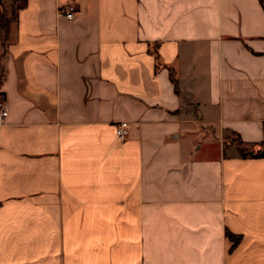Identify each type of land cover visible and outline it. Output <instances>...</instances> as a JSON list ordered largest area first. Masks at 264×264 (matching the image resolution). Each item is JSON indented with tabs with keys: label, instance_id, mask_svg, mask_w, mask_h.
<instances>
[{
	"label": "crops",
	"instance_id": "1",
	"mask_svg": "<svg viewBox=\"0 0 264 264\" xmlns=\"http://www.w3.org/2000/svg\"><path fill=\"white\" fill-rule=\"evenodd\" d=\"M0 97V264H264V0H26Z\"/></svg>",
	"mask_w": 264,
	"mask_h": 264
},
{
	"label": "trees",
	"instance_id": "2",
	"mask_svg": "<svg viewBox=\"0 0 264 264\" xmlns=\"http://www.w3.org/2000/svg\"><path fill=\"white\" fill-rule=\"evenodd\" d=\"M25 1L22 0L20 4L16 5V1L14 0L12 2V10L14 8V19L16 17L17 11L25 6ZM7 18L4 16L3 8L0 2V30H1V39L3 43H6L9 39V32H10V21L6 20ZM171 81L173 82L175 88L177 86V82L170 73ZM237 140L236 147L238 149V152L242 157L251 156L254 158H263L264 157V141L259 144H244L242 143L237 137H235Z\"/></svg>",
	"mask_w": 264,
	"mask_h": 264
},
{
	"label": "built area",
	"instance_id": "3",
	"mask_svg": "<svg viewBox=\"0 0 264 264\" xmlns=\"http://www.w3.org/2000/svg\"><path fill=\"white\" fill-rule=\"evenodd\" d=\"M59 17H62L67 20H71L75 18L76 7L74 4H67L66 6L59 8L57 11ZM7 117V108L5 105V101L2 97H0V125L3 120ZM129 134V126L126 122H119L115 124V136L119 142H124Z\"/></svg>",
	"mask_w": 264,
	"mask_h": 264
},
{
	"label": "rangeland",
	"instance_id": "4",
	"mask_svg": "<svg viewBox=\"0 0 264 264\" xmlns=\"http://www.w3.org/2000/svg\"><path fill=\"white\" fill-rule=\"evenodd\" d=\"M14 1V0H13ZM16 1V5L20 4L22 0H15ZM12 5V4H11ZM3 6V5H2ZM3 8V7H2ZM3 13H4V16L7 18L6 20L10 21V23L13 22L14 20V8L12 10V7L11 6H7V9L3 8ZM226 142H231L233 143L234 145L237 144V140L235 139V137L231 134H229V136L227 137V140H225ZM199 143L202 144L203 148L205 147H211L212 145L213 146H217V143L214 141V139H212L210 136L208 137H203L202 140L199 139Z\"/></svg>",
	"mask_w": 264,
	"mask_h": 264
}]
</instances>
